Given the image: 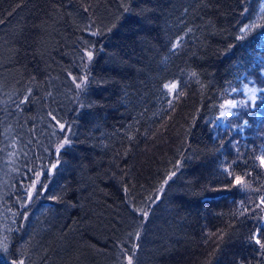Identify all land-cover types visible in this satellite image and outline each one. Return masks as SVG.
Wrapping results in <instances>:
<instances>
[{"label":"trees","instance_id":"1","mask_svg":"<svg viewBox=\"0 0 264 264\" xmlns=\"http://www.w3.org/2000/svg\"><path fill=\"white\" fill-rule=\"evenodd\" d=\"M260 2L0 0V264H264Z\"/></svg>","mask_w":264,"mask_h":264},{"label":"snow or ice","instance_id":"2","mask_svg":"<svg viewBox=\"0 0 264 264\" xmlns=\"http://www.w3.org/2000/svg\"><path fill=\"white\" fill-rule=\"evenodd\" d=\"M262 10H264V9H262ZM124 11L128 12V11H130V9L125 8ZM245 27H247V26H245ZM109 31H111V29H109ZM190 31H191V29H189V32ZM241 31L243 32L244 29H241ZM100 34H101L100 32L92 33V35H100ZM241 38H243V37H241ZM182 42H183V38L182 37L178 38L176 40V42L172 44V48L170 49V51L175 52L176 50H178V48L180 47ZM86 56H87V60L89 62H91L93 59V51L87 50ZM84 67H85V69H87L88 65L85 64ZM89 75H90V73L86 72V74L83 76V78L73 77L74 82L78 80V82L76 83V88L79 90V92L77 93L78 95L80 93L84 92L85 88L87 87L88 82H89ZM193 76H195V73H193ZM164 88L168 89L169 91L176 92L177 95L179 94L178 93V85L175 83L166 84V85H164ZM233 91H236V90L233 89ZM257 91L258 90L255 88L248 89V92L251 93V98L253 100L255 99V94ZM30 95H31V89L28 90V95H26L24 97V99L21 100L19 104H17V107L19 108L20 104L27 102ZM245 103H246V101H241L239 103L237 101H234V100L228 101L227 104L229 106V111L228 112L222 111L220 113V116L221 117H228L230 115H236V113L231 112V109L236 108L238 106H241ZM222 107H224V106H222ZM49 115L52 116L51 113H49ZM52 120L55 122L56 125H58V128L61 132L65 131V129H66L65 124L60 123V121L57 120L55 116H52ZM244 123L247 124V121H245ZM55 131H56V129L54 128L53 134H55ZM68 144H70V140L67 137H65V139L56 146L55 152L57 154H59L61 149L65 148V146ZM259 160H260V163L262 165H264V156L259 157ZM59 163H60V161L57 160L56 164H52L50 166L51 169H56ZM175 175H176V173L173 172L172 176H175ZM169 178H171V177H169ZM165 183H167V181H165ZM236 183L237 184L242 183L240 178H236ZM32 187L35 188V184H33ZM42 187H43V185H42ZM27 199L28 200L32 199V193L31 192L27 193ZM52 199H56V197H52ZM260 203H261V205H264V198L261 199ZM137 211H139L141 213V215L145 218L149 215L148 211H145L143 209H133L134 213ZM9 231H11V230L9 229ZM134 235H135V238L137 240H139L140 232L137 231ZM247 243L256 246V250L258 251L259 255L261 256V258H264V218H261V226H258L257 228H255V230L251 233V235H249V237L247 238ZM9 248H10V244L8 242V237L5 236L2 240H0V252L8 253ZM138 248H139V244H134L130 249H125L123 247L121 248V251L123 253H125V255H126L127 264H134L133 257L136 255V251ZM128 251H131L132 254L128 255L127 254ZM10 264H24V260L23 259L12 260L10 262ZM234 264H244V262H243V260H236V261H234Z\"/></svg>","mask_w":264,"mask_h":264},{"label":"rangeland","instance_id":"3","mask_svg":"<svg viewBox=\"0 0 264 264\" xmlns=\"http://www.w3.org/2000/svg\"><path fill=\"white\" fill-rule=\"evenodd\" d=\"M259 13H262V9H264V0H262L261 2H260V5H259ZM248 89H252V88H248ZM248 91V90H247ZM249 94L251 95V93L249 92ZM256 95V94H255ZM51 167H50V165L49 166H45V167H42L41 169H39V171H38V178L37 179H39V175H41V174H44V172L45 171H48L49 169H50ZM127 261V260H126Z\"/></svg>","mask_w":264,"mask_h":264},{"label":"bare ground","instance_id":"4","mask_svg":"<svg viewBox=\"0 0 264 264\" xmlns=\"http://www.w3.org/2000/svg\"><path fill=\"white\" fill-rule=\"evenodd\" d=\"M145 218V217H144ZM136 241V240H135ZM126 260H127V258H126ZM126 264H127V261H126Z\"/></svg>","mask_w":264,"mask_h":264}]
</instances>
